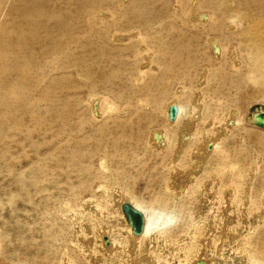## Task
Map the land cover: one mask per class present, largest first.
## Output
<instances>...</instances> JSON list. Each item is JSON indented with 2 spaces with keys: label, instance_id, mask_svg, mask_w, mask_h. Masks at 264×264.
Returning <instances> with one entry per match:
<instances>
[{
  "label": "rangeland",
  "instance_id": "1",
  "mask_svg": "<svg viewBox=\"0 0 264 264\" xmlns=\"http://www.w3.org/2000/svg\"><path fill=\"white\" fill-rule=\"evenodd\" d=\"M20 1L0 0V264H129L122 254L129 250L122 212L129 201L173 218L156 230L164 227L163 237L156 233L153 243L140 241L137 257L148 251L160 264H186L197 251L211 254L213 246L200 238L202 226L192 227V217L195 203L202 200L199 218L214 222V216H207L212 203L206 200L220 197L221 190L201 193L205 183L198 182L216 171L218 184L226 186L232 179L251 186L256 199L264 193V130L251 123L264 110V40L254 35L264 32V23H254L257 10L247 11L243 25L237 12L233 17L219 14L221 4L239 8L236 0H215L216 7L203 5L204 0H60L56 8L48 6L54 0H41L46 13L29 27L19 25ZM133 6L147 10L148 23H130L126 16ZM61 7L70 19L75 15L67 21H75L70 32L51 29V14ZM199 12L210 20L193 19ZM40 25L30 49L14 45ZM214 42L221 45L219 57ZM77 63L87 66L90 75ZM196 95L199 112L193 104ZM172 102L184 111L169 125ZM233 111L239 123L224 126ZM190 120L192 138L178 149L179 132ZM224 127L228 132L204 166H194L197 185L174 196L166 186L169 179L178 177L177 171L192 170L194 150L205 132ZM161 131L169 144L158 149L150 138ZM123 196L127 203L119 207ZM217 225L207 233L214 244L221 243L219 218ZM101 234L123 242V248L101 250ZM252 244L248 254L264 262V227Z\"/></svg>",
  "mask_w": 264,
  "mask_h": 264
},
{
  "label": "bare ground",
  "instance_id": "2",
  "mask_svg": "<svg viewBox=\"0 0 264 264\" xmlns=\"http://www.w3.org/2000/svg\"><path fill=\"white\" fill-rule=\"evenodd\" d=\"M94 1H98V0H91V2L93 3ZM196 0H191L190 3H193ZM150 2V1H149ZM189 2H187L188 4ZM200 3V2H199ZM209 4V7H216L215 6V0H204L203 1V5ZM220 3V2H219ZM236 5L239 6V8H231V7H226V5L223 6V4H221V8H220V16L223 15H231L235 12L238 13L239 20L242 22V19H247L249 18V14H248V10L252 11L253 7L255 8V10H257V14L255 16V20L254 23H264V0H236ZM60 4V0H54V2L51 5L53 8L58 7ZM150 4V3H149ZM153 4V3H152ZM201 4V3H200ZM250 4H253L250 5ZM45 4L41 1V0H23L20 1V5L18 7L19 9V13L20 15H18V17H20L19 20V25L20 24H26L27 26H34L36 22L40 21V19L42 18V15L46 13V8L44 6ZM194 5V4H193ZM192 5V6H193ZM199 6V5H198ZM218 6V5H217ZM240 6L242 8H240ZM130 10L128 11V15L126 16L131 24H145L148 23V16L145 15L144 11V7H135L133 6V8L129 7ZM194 8V7H191ZM135 9V10H134ZM196 9V7H195ZM242 9H244L243 11H241ZM192 10V9H191ZM214 10V9H213ZM254 10V9H253ZM192 11H196V10H192ZM215 11V10H214ZM198 12V11H197ZM211 12V10H210ZM253 12V11H252ZM200 13V12H199ZM194 14L195 18L193 19H197L198 22H203L206 23L208 22V18L210 20V16H208L207 14ZM216 13V12H215ZM250 13V12H249ZM75 14V13H74ZM193 14V12H192ZM210 14V13H209ZM253 14V13H252ZM68 11L65 8H60L58 11H56L55 13L51 14V19H53V25H52V31H65L66 29H69V32L73 30L74 28V24L75 21L70 24L67 25V21L68 20H74L75 19V15L70 19L69 18ZM254 15V14H253ZM193 16V15H192ZM232 16V15H231ZM77 17V16H76ZM194 17V16H193ZM233 17V16H232ZM252 17V16H251ZM46 19V18H45ZM228 19V18H227ZM226 19V20H227ZM252 19V18H251ZM196 20V21H197ZM237 20V19H236ZM249 20V19H248ZM195 21V22H196ZM220 21V20H219ZM218 21V22H219ZM230 21V20H229ZM234 21V20H233ZM197 22V23H198ZM214 22V21H213ZM217 22V21H216ZM246 22V21H245ZM250 22V21H249ZM210 24V23H209ZM248 26V23H246ZM245 24V26H246ZM37 25V24H36ZM204 25V24H203ZM214 25V24H213ZM244 25V23H243ZM253 25V24H252ZM201 26V25H200ZM208 26V25H207ZM242 26V25H241ZM250 26V25H249ZM255 26V25H254ZM133 27V26H132ZM136 27H138V25H136ZM206 27V26H205ZM217 27V25H216ZM225 27V26H224ZM42 26L40 25L39 27H37L34 30V35L31 37H22L19 40L16 39L14 42V45L17 46H23V47H28V49H30V47H32L33 43H35V35L36 32L38 30H41ZM46 28V27H45ZM207 28V27H206ZM221 29V27H219ZM247 28V27H246ZM254 28V27H253ZM218 29V28H217ZM224 28H222L223 30ZM236 29V27H235ZM15 30L22 32V28L17 27ZM25 30V29H24ZM208 31V29H206ZM210 30V29H209ZM216 30V29H215ZM79 33V29L77 30ZM219 31V30H218ZM246 31V30H245ZM4 32V31H3ZM3 32L1 34V36L3 35ZM42 32V31H41ZM206 31H203V33ZM209 32V31H208ZM211 32V31H210ZM216 32V31H215ZM226 32V31H225ZM230 32V31H229ZM247 32V31H246ZM207 33V32H206ZM260 33V34H259ZM263 33V34H262ZM211 34V33H210ZM220 34V33H219ZM217 34V35H219ZM223 34V33H222ZM230 35V33H228ZM246 34V33H245ZM139 36V34H137ZM201 35V34H200ZM226 35V34H225ZM255 37H258L257 35H261V39L264 40V32H259V31H255ZM232 36V35H231ZM235 36V35H234ZM195 37V36H194ZM197 37L200 38V36L197 35ZM196 37V38H197ZM204 37V36H203ZM207 37V36H206ZM230 37V36H229ZM236 37V36H235ZM234 37V38H235ZM241 37V36H240ZM212 38V37H209ZM214 38V37H213ZM227 38V37H226ZM243 38V37H242ZM2 39V38H1ZM6 41V38H4ZM56 39V38H55ZM187 39V38H186ZM217 39V38H216ZM229 39V38H228ZM227 39V40H228ZM259 39V37H258ZM53 40V39H52ZM188 40V39H187ZM199 40V39H198ZM197 40V41H198ZM231 40V39H229ZM227 41V42H232L235 40H231V41ZM3 41V39L1 40V42ZM9 41V40H8ZM23 41V42H22ZM209 41V39H208ZM240 41V40H239ZM200 42V41H198ZM212 42V41H211ZM235 42H237L235 40ZM248 42V41H247ZM261 42V40H260ZM3 43V42H2ZM190 43V42H189ZM213 43V42H212ZM245 43V42H244ZM252 43V42H251ZM1 44V43H0ZM8 44V43H6ZM191 44V43H190ZM209 44V43H208ZM234 44V43H233ZM232 44V45H233ZM178 45V44H177ZM212 45V44H210ZM220 45V44H219ZM218 44H216V42H214V48H215V55L219 57V55H221V48L219 47ZM231 45V47H232ZM235 45V44H234ZM241 45V44H240ZM249 44H247L248 46ZM261 45V43H260ZM221 46V45H220ZM229 46V45H228ZM243 46V45H242ZM250 46V45H249ZM235 47V46H234ZM254 47V46H251ZM17 48V47H14ZM167 48V47H166ZM165 48V49H166ZM169 48V47H168ZM167 48V49H168ZM181 48V47H180ZM228 48V47H227ZM250 48V47H249ZM248 48V49H249ZM7 49V48H6ZM11 49V48H10ZM179 49V48H178ZM192 49V48H191ZM255 49V48H254ZM14 51V49H12ZM16 50V49H15ZM148 50V49H147ZM171 50V49H170ZM234 50V49H233ZM253 50V49H252ZM31 51V50H30ZM161 51V50H160ZM168 51V50H167ZM184 51V50H183ZM187 51V50H185ZM184 51V53H185ZM4 52V51H3ZM15 52V51H14ZM47 52V51H46ZM191 52V51H190ZM195 52V51H193ZM192 52V53H193ZM11 53V52H9ZM168 53V52H167ZM173 53V52H172ZM189 52H186V54H188ZM235 53V52H234ZM233 53V54H234ZM254 53V52H253ZM7 54V53H6ZM25 54V53H24ZM45 54V53H44ZM48 54V53H47ZM95 54V53H94ZM170 54V53H169ZM179 54V53H178ZM185 54V55H186ZM196 54V53H195ZM158 55V53H157ZM172 55V54H171ZM169 56V55H167ZM166 56V57H167ZM259 56V55H258ZM165 57V58H166ZM231 57V56H230ZM168 58V57H167ZM186 58V56H185ZM232 58V57H231ZM8 59V58H7ZM170 59V58H169ZM84 60V59H83ZM101 61V60H99ZM26 62V61H25ZM81 62V61H80ZM176 62V61H175ZM185 62V61H184ZM174 63V62H173ZM224 63V62H223ZM231 63V62H230ZM2 64V63H1ZM4 64V63H3ZM24 64V61H23ZM159 64V63H158ZM161 64V63H160ZM159 64V65H160ZM170 64V63H169ZM168 64V65H169ZM177 64V63H176ZM180 64V63H179ZM149 67H150V63H148ZM163 65V64H162ZM167 65V66H168ZM187 65V64H186ZM193 65V64H192ZM233 65V64H232ZM77 66H79L80 68H82L85 73L87 74V76L90 75V71L87 68V66H83L82 64H78ZM170 66V65H169ZM178 66V65H177ZM181 66V64H180ZM16 67V66H15ZM27 67V66H25ZM157 67V66H155ZM182 67V66H181ZM179 67V68H181ZM169 67H167L168 69ZM175 68V67H174ZM186 68V67H185ZM165 69V68H164ZM5 70V69H3ZM162 70V69H161ZM188 70V69H187ZM7 71V70H6ZM25 71V70H24ZM179 71V70H178ZM220 71V70H219ZM11 72V71H10ZM177 72V71H176ZM18 73V72H17ZM83 73V72H82ZM181 73V72H179ZM5 75V72L4 74ZM21 75V74H20ZM85 75V74H84ZM176 75H179L178 73ZM175 75V76H176ZM181 75V74H180ZM10 76V75H9ZM19 76V75H17ZM171 76V75H170ZM182 76V75H181ZM177 78V76H176ZM180 78V76H179ZM202 78V77H201ZM6 79V78H5ZM161 79V78H160ZM178 79V78H177ZM182 79V78H181ZM12 80V79H11ZM164 81V80H163ZM159 82V81H158ZM161 82V81H160ZM160 85V84H159ZM146 90V89H145ZM148 90V89H147ZM142 92V91H140ZM194 99V98H193ZM95 102V101H94ZM148 103V102H147ZM173 104V105H172ZM197 112H199V110L201 109V104L199 103V97L196 95L195 99H194V103ZM193 106V105H191ZM169 109H168V119H169V125L170 124H174L177 123L179 115L184 111L181 107H178L176 105L175 102H172L169 104ZM172 107H175L176 109V115L175 118L172 120L169 111ZM93 113L94 115H98V105L97 102H95L93 104ZM195 110V109H194ZM193 111V110H192ZM201 111V110H200ZM194 114V117H198V113ZM234 112V113H233ZM231 112V119H228L227 121L224 122V126H226L228 123L232 124H238L239 120L238 117L236 116V112L233 111ZM259 112H264V110H261ZM257 113V112H256ZM256 113L253 115L252 117V122H255V120L253 118H255ZM101 115V114H100ZM99 115V116H100ZM98 116V117H99ZM62 118V117H61ZM200 118V117H199ZM231 120V121H230ZM172 124V125H173ZM194 124V120H190L187 121L185 124L183 123L181 131L179 132V143L180 146L178 149H181L184 145L187 144L188 140L190 139V137L192 136L191 132L193 129V125ZM254 124V123H253ZM229 126V125H228ZM225 132H228V130L225 129V127L218 132H214L213 134L209 135L208 132L204 133L201 136V142L198 144V146L196 147L197 149H193L195 151L196 156L194 159H197V163H194L192 170L191 168L189 170H182L177 171V176L178 177H172L171 180L169 179L170 183L166 186H168L170 188V190L173 192V195H179L180 193L184 194L186 193L187 190H189V188L191 187V184H195L197 185V180L198 178L196 177L198 172L195 171L196 169H194V166H197V164L200 166H204L203 161L206 160L208 158V156L210 155V153L216 149V147H218L219 142H220V136H222L223 134H225ZM126 136V135H124ZM192 138V137H191ZM154 145L158 148V149H163L165 146H167L168 143V137L165 134V132L161 131L159 133H153V135L150 138V143L151 141H154ZM178 142V141H177ZM185 148V147H184ZM186 148L189 149V147L186 146ZM192 150V152L194 153V151ZM181 152V151H180ZM179 152V153H180ZM190 153V152H189ZM188 155V154H187ZM178 151H176V158L178 159ZM198 168V166H197ZM234 170V167H231V171ZM208 172V171H207ZM223 172V171H222ZM219 173V172H217ZM216 171L215 174L214 172H210V177L207 180L198 182V184L205 183L204 184V190H200V192H208V189L211 187H213L214 189H219L221 190V196L218 197L216 194L215 198H213L214 200L211 201V199H207V202H210V204L212 203V205H210V209L209 212L207 214V216L210 217L214 216L216 218V220L214 222H207L206 220H202L201 218H199L200 216H202L203 214L200 213L202 211V208H205L204 206H202V203H205V201L200 200V202L195 203V209L194 211L196 212L195 214L197 215H193L192 217V222L193 225L192 227H196V226H202L201 228H199L202 232V236H200V238L207 244V246L211 247L213 246V251L210 254H206L207 252L204 253H198L195 252V256L194 258H191L190 260L187 261L186 264H264L263 261H261L260 259H256L255 257H253L254 255H250L247 252L248 246L253 245L252 244V239L254 237V235L259 232L263 227H264V193L260 194L257 199L254 198L252 196V187L245 185L244 183H235L234 180H230V183L228 185H223V184H218L220 181L219 175H217ZM173 174V173H172ZM176 174V173H175ZM204 174V172H203ZM208 174V173H207ZM206 174V175H207ZM207 178V177H206ZM200 181V180H199ZM238 182L240 180H237ZM168 182V180H167ZM197 188V187H196ZM195 188V189H196ZM202 188V187H201ZM198 189V188H197ZM169 190V189H168ZM217 191V190H216ZM211 192V191H210ZM215 192V191H214ZM220 192V191H219ZM199 193V192H198ZM216 193V192H215ZM210 194V193H208ZM218 194V193H217ZM201 196V195H200ZM209 196V195H208ZM213 196V195H212ZM211 197V196H210ZM207 198V197H204ZM120 205L119 207H121V204H123L125 201L124 196L120 198ZM127 203V202H126ZM129 205L132 206V208L136 209L137 211H139L142 216L144 217V222H143V231L142 233L136 235L133 230L131 229V225L130 223L127 227L128 230V236L125 240H127V243H129V250H127V247L124 248V252L122 253L123 255L126 254V260L127 262H129V264H160L158 263L154 257L152 255H148V251L147 253H145L141 258L137 257L136 253H137V249L139 246L140 241L145 238L146 242L150 241V243H153V241L156 239V237L154 236L158 231V229L161 228V226L163 224H170L171 221H173V218L171 214H162V210L159 209L160 213H158L156 210H154L153 208H146L145 207H141L139 206L137 203H132L131 201H129ZM217 203V204H215ZM261 203L262 205L260 206ZM218 206V208L213 209L215 206ZM87 207V206H86ZM91 208V207H90ZM166 209V208H165ZM177 209V208H176ZM91 210V209H90ZM94 210V209H93ZM119 211V209H118ZM170 211H173L172 209ZM169 211V212H170ZM121 212V210H120ZM205 212V211H204ZM173 213V212H172ZM218 213H220L218 215ZM123 215V214H122ZM171 215V216H170ZM218 215V216H217ZM212 218V217H211ZM218 218L220 220V222L222 221L224 224V227L227 228V233L224 235L223 233H225V230L223 229L224 227H222V236L221 239V243L219 244H214L213 242V236L210 235V237L207 238V233L208 232H212L215 228H217V222H218ZM212 220V219H211ZM190 221V220H189ZM238 221V223L235 225L234 223ZM175 223L177 221H174ZM189 223V222H188ZM236 226L235 231H233L231 228L232 225ZM170 226V225H169ZM89 229V228H88ZM166 229H168L166 227ZM101 230V228H100ZM106 230V229H105ZM218 230V231H220ZM102 231V230H101ZM229 232V233H228ZM162 234L161 236L163 237V234L165 233L164 231V227L163 230L158 232V234ZM201 233V232H200ZM213 234V233H212ZM99 235V234H98ZM102 235V234H101ZM100 235V236H101ZM109 235V233H108ZM165 235V234H164ZM185 235V234H184ZM91 236V235H90ZM99 236V237H100ZM107 237V235H102L101 237V244L100 248L101 250L108 252V253H112L113 251L117 250V249H122L123 248V242H118L116 240L113 239V236H109L107 237V243L105 244L103 238ZM158 237V236H157ZM161 237V239H162ZM88 239V238H87ZM201 239H197L196 241H201ZM86 240V239H85ZM89 240V239H88ZM216 240V239H215ZM240 240V241H238ZM240 245V248H236L235 246H233L234 244H236V246L238 247V244ZM251 241V243L249 242ZM88 244V243H87ZM108 244V245H107ZM197 244H201V243H197ZM127 245V244H126ZM90 246V245H88ZM92 246V244H91ZM148 246V245H147ZM236 248V251L233 252L234 250H232L231 248ZM255 247V246H254ZM202 248V247H201ZM209 249V248H208ZM212 249V248H211ZM201 251V250H200ZM198 253V254H197ZM121 254V255H122ZM93 256V255H92ZM91 256V257H92ZM94 257V256H93ZM125 258V257H124ZM92 260V259H91ZM96 260V259H95ZM125 260V259H124ZM98 262V261H97ZM97 262H93V264H98ZM126 263V262H125ZM127 264V263H126ZM165 264H174L173 262H166ZM181 264V263H179Z\"/></svg>",
  "mask_w": 264,
  "mask_h": 264
},
{
  "label": "water",
  "instance_id": "3",
  "mask_svg": "<svg viewBox=\"0 0 264 264\" xmlns=\"http://www.w3.org/2000/svg\"><path fill=\"white\" fill-rule=\"evenodd\" d=\"M169 114L173 120L175 118V115H176L175 107H172L170 109ZM256 115L257 116H255V118H253L255 120V122H253L254 125L256 127H259L260 129L264 130V112H257ZM122 212L125 215L126 220L128 221L127 223L128 224L130 223L131 229L133 230V232L136 235L142 233L143 222H144V217L142 216V214L139 211H137L136 209L132 208V206L129 204L123 205ZM106 238L107 237L103 238L105 244L108 242Z\"/></svg>",
  "mask_w": 264,
  "mask_h": 264
}]
</instances>
